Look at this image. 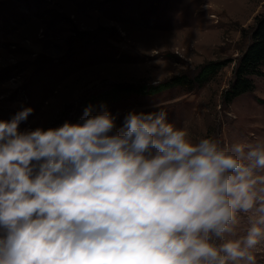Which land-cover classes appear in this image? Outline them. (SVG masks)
Segmentation results:
<instances>
[{"label":"clouds","instance_id":"9594fccd","mask_svg":"<svg viewBox=\"0 0 264 264\" xmlns=\"http://www.w3.org/2000/svg\"><path fill=\"white\" fill-rule=\"evenodd\" d=\"M33 111L0 121V264H256L264 142H193L163 108L21 132Z\"/></svg>","mask_w":264,"mask_h":264},{"label":"rangeland","instance_id":"374dc122","mask_svg":"<svg viewBox=\"0 0 264 264\" xmlns=\"http://www.w3.org/2000/svg\"><path fill=\"white\" fill-rule=\"evenodd\" d=\"M263 13L264 0H0V121L32 108L20 131L48 130L82 122L91 106L116 117L119 131L128 113L163 108L193 142H264V78L226 103ZM210 62L225 66L202 86L172 84ZM247 227L244 218L241 235Z\"/></svg>","mask_w":264,"mask_h":264},{"label":"trees","instance_id":"16d2710c","mask_svg":"<svg viewBox=\"0 0 264 264\" xmlns=\"http://www.w3.org/2000/svg\"><path fill=\"white\" fill-rule=\"evenodd\" d=\"M250 33V43L247 49L242 51L240 58L237 60V66L234 70V79L230 84V88L226 91L227 104L233 102L235 98L251 93L255 90L256 78H264V13L255 19V26ZM225 64L222 62H210L203 66L201 72L194 78L189 79L187 76L175 77L172 84L176 86H185L193 83V85L202 86L217 74ZM168 85V84H167ZM151 88H145L140 93H150ZM164 90L165 88H155L153 92ZM119 91L101 95V99L114 100L118 98ZM73 124H75L73 122Z\"/></svg>","mask_w":264,"mask_h":264}]
</instances>
